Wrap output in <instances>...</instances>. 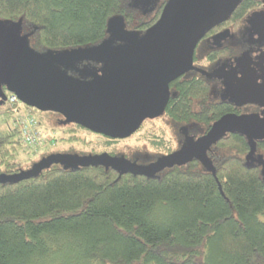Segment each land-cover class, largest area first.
Listing matches in <instances>:
<instances>
[{
    "label": "trees",
    "instance_id": "1",
    "mask_svg": "<svg viewBox=\"0 0 264 264\" xmlns=\"http://www.w3.org/2000/svg\"><path fill=\"white\" fill-rule=\"evenodd\" d=\"M252 1L241 0L233 13ZM166 2L0 0V18L21 19L30 46L46 53L100 43L109 37V20L117 16L126 29L143 33ZM101 67L84 60L68 72L79 76L82 69ZM196 85L182 80L164 115L186 119ZM217 111L241 113L229 104ZM1 114L0 173H15L20 171L18 154L34 151L12 127L7 102ZM64 126L69 136L63 142L81 139L76 132L82 125ZM149 133L152 151H145L149 156L139 162L176 148L164 133ZM56 139L46 155L75 149L59 148L62 139ZM249 150L245 136L226 134L207 151L216 175L198 159L165 168L153 178L120 176L102 165L71 169L52 164L37 177L0 183V264H264V177L261 165L247 163ZM257 153L264 155V140L257 141Z\"/></svg>",
    "mask_w": 264,
    "mask_h": 264
},
{
    "label": "water",
    "instance_id": "2",
    "mask_svg": "<svg viewBox=\"0 0 264 264\" xmlns=\"http://www.w3.org/2000/svg\"><path fill=\"white\" fill-rule=\"evenodd\" d=\"M241 0H167L159 19L139 33L126 29L123 17L108 22L109 37L98 44L38 52L22 34V20L0 18V106L7 100L4 86L26 105L63 115V124L78 123L113 137H129L147 118L164 114L171 96L170 83L193 67L198 41L216 24L228 19ZM96 61L99 71L68 72L76 62ZM252 102L264 99V85H257ZM247 102V101H245ZM228 133L246 137L247 163L262 166L257 141L264 140V114L228 112L197 138L179 149L141 164L108 152L79 155L53 152L28 170L0 173V183H17L37 177L52 164L75 169L102 165L120 176L126 173L155 177L165 168L198 159L214 175L208 157L212 145Z\"/></svg>",
    "mask_w": 264,
    "mask_h": 264
},
{
    "label": "flooded vegetation",
    "instance_id": "3",
    "mask_svg": "<svg viewBox=\"0 0 264 264\" xmlns=\"http://www.w3.org/2000/svg\"><path fill=\"white\" fill-rule=\"evenodd\" d=\"M181 79L197 85L189 95L186 119H170L177 129L174 150L190 137L205 133L222 115L217 110L220 111L224 104L241 113L264 114V99L252 102L257 85H264V0H253L245 10L232 13L206 32L195 48L193 67L171 82L172 97L178 96ZM141 129L142 125L135 132ZM80 130L91 131L97 136L81 134V139L74 140L75 149L65 152L79 155L108 152L141 164L153 161L139 162L141 157L149 156L144 150L126 152L120 145L128 137H113L84 126Z\"/></svg>",
    "mask_w": 264,
    "mask_h": 264
},
{
    "label": "rangeland",
    "instance_id": "4",
    "mask_svg": "<svg viewBox=\"0 0 264 264\" xmlns=\"http://www.w3.org/2000/svg\"><path fill=\"white\" fill-rule=\"evenodd\" d=\"M26 107L29 113H31L38 120H41L43 122V126L42 125L41 126L47 133L54 134L56 135V138L58 137L62 139L58 143L59 148H63V150H67L68 146L70 145L75 146V143L63 142L64 140H66V137L69 136V133L67 131H64L65 124L62 123V120L64 118L63 116L55 114V113H49L46 111L38 110L28 105ZM244 113H250V112H244ZM4 117H5L4 114H1L0 120H2ZM143 123L144 125L139 132H135L133 135L129 136L120 145L126 148V152H130L134 149L152 151V148L147 142V140L149 139L148 137L151 136V134L149 133V130H152V129L155 131L164 133L166 136V139L173 140L172 143L175 146H177L175 142V137L177 135V129L166 115L162 114L155 118H147ZM51 127H56L57 130L53 131L51 130ZM86 133L87 135L92 136V137L97 136L90 131L87 132L86 130L77 131L76 135L81 136V134H86ZM62 152H65V151H62ZM46 153H48L47 147L37 152L34 151V152L29 153L26 151H22L17 156V161L19 163L20 170H28L32 168L36 162H38L39 160H41L43 157L46 156ZM260 156L264 158L263 154H260ZM260 217L264 219V215H260Z\"/></svg>",
    "mask_w": 264,
    "mask_h": 264
},
{
    "label": "built area",
    "instance_id": "5",
    "mask_svg": "<svg viewBox=\"0 0 264 264\" xmlns=\"http://www.w3.org/2000/svg\"><path fill=\"white\" fill-rule=\"evenodd\" d=\"M7 105L11 115V125L20 135L24 145L31 151H39L56 143V135L47 133L38 119L27 111L26 104L9 92Z\"/></svg>",
    "mask_w": 264,
    "mask_h": 264
}]
</instances>
